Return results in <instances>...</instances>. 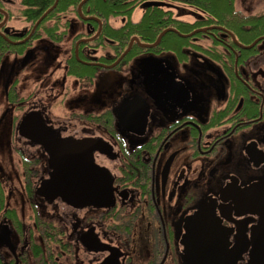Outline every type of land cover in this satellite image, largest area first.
<instances>
[{"label": "flooded vegetation", "instance_id": "af4514ba", "mask_svg": "<svg viewBox=\"0 0 264 264\" xmlns=\"http://www.w3.org/2000/svg\"><path fill=\"white\" fill-rule=\"evenodd\" d=\"M27 1L0 0V264L247 263L260 218L239 201L247 193L252 209L264 183V34L146 0L196 33L164 50L124 45L129 19L85 10L91 0L65 11L56 0L37 26ZM28 114L57 141L93 143L110 180L98 199L40 194L53 168L45 140L21 133ZM197 216L204 261L187 252ZM224 236L227 252L208 262L201 242Z\"/></svg>", "mask_w": 264, "mask_h": 264}, {"label": "water", "instance_id": "95a60500", "mask_svg": "<svg viewBox=\"0 0 264 264\" xmlns=\"http://www.w3.org/2000/svg\"><path fill=\"white\" fill-rule=\"evenodd\" d=\"M86 1L87 0L80 4V9L86 3ZM56 5L57 2L49 11L53 10ZM161 5H165V3L147 2L146 4L142 5V7L147 8ZM46 15L47 13L38 21L36 26L46 17ZM201 31L204 32L206 30H199L197 32ZM169 32H176L181 37H190L196 33L194 32L186 36L177 30L166 29L159 35L154 44H142V46L147 48L157 46ZM133 41L134 40L131 41L130 47L126 53L129 52ZM255 43L252 45H255ZM20 129L23 136L32 138L36 140L37 143H42L41 141L44 140V142H46V150L48 151L51 159L53 172L50 179L46 180L42 184L39 190L40 194L42 193L45 195L46 192V195H50L53 198L61 197L68 203H78V201L89 202L90 199H98L99 195L101 194L100 189L102 186H106L107 183H110L107 171L98 167L92 161V152L95 151V149H89L93 145V143H90V141L82 140L70 143L57 141L58 139L55 137L44 134L39 128L38 121L30 114L23 118ZM23 131H27L28 133H24ZM32 134L34 136H32ZM87 154L88 159H86ZM252 192L254 193L250 195L259 201L258 203H255L252 209L247 206V193L244 200L239 201V204H242L240 206L244 207V211L256 213L260 218L258 225L253 229L252 232V248L250 251L249 260L245 264H264V183L255 185ZM239 215H241V213ZM194 222L195 224L192 227V230L189 233V239L186 242L189 245L187 252L190 255L195 254L192 259L198 261L201 259L204 261L203 257L196 256V253H198L200 250L199 246H201L198 239V235H201L199 233V229L200 227L203 228V225L200 224L201 220L199 216L196 217V221ZM208 224L211 225L210 223ZM212 227H214V231L216 229V233L221 234V231H219L220 228L217 226ZM213 232L210 233L208 231V234L211 235ZM222 239L223 240H211L210 238H205V241L201 242V244L205 243L206 250L208 252L212 251L208 256H206V260L208 262H216L227 252L229 243L227 242L225 236Z\"/></svg>", "mask_w": 264, "mask_h": 264}, {"label": "trees", "instance_id": "16d2710c", "mask_svg": "<svg viewBox=\"0 0 264 264\" xmlns=\"http://www.w3.org/2000/svg\"><path fill=\"white\" fill-rule=\"evenodd\" d=\"M56 0H28V16L29 21L37 22L45 14V12L54 5ZM82 0H60L56 11H65L69 7L77 8ZM146 0H108L106 2H98L91 0L86 5L84 9H90L95 11H105L107 16L109 15H124L130 16L133 14L134 10ZM165 1V0H164ZM173 2H179L190 5L204 14L210 17L209 23H217L228 28H232L238 31L241 35L246 26L250 27L251 33L254 34L252 40L261 34H264V14L259 16H245L240 11L236 10L235 4L236 0H169ZM162 6H151L144 14L140 22L134 23L130 19L123 29L125 33L124 45H127L132 36H138L140 40L144 43L156 42L159 35L166 29L172 27L176 28L181 34L187 33L195 25L187 24L181 22L180 20L173 19ZM44 14V15H43ZM40 18V19H39ZM112 36L118 34L117 31L110 30ZM186 39L178 36L176 33H167V35L162 39L161 47L168 49L171 42L176 44L184 43ZM0 179V212L4 208L6 202V195L1 186ZM35 251L37 254L40 253L39 248L36 247Z\"/></svg>", "mask_w": 264, "mask_h": 264}, {"label": "rangeland", "instance_id": "374dc122", "mask_svg": "<svg viewBox=\"0 0 264 264\" xmlns=\"http://www.w3.org/2000/svg\"><path fill=\"white\" fill-rule=\"evenodd\" d=\"M147 2H144L142 5L146 4ZM173 4H175L174 6V13L176 15V17L178 16V18H180L181 20H190L192 21L193 17H190L192 15V13L195 12V14L201 15L203 16L204 14L200 11H198L195 8H192L186 4H182L179 2H174ZM236 10L240 11L242 14H246V15H254V16H258L260 14L264 13V0H236V4H235ZM143 10H145L142 6L137 7L133 14L130 16V18L128 16H124L126 19H132L134 22H139L141 21V19L143 18ZM15 12H17L16 9H14ZM19 25H24V24H19ZM169 29H173L176 30L174 28H169ZM170 33V32H169ZM167 35V34H166ZM71 41H67V43ZM68 43V44H70ZM32 86V85H31ZM30 86V88H31ZM28 89V87L26 86L25 91ZM2 89H0V100L2 98ZM23 95H26V93H23ZM1 117V114H0ZM4 123H6L4 121ZM5 126V124H4ZM4 128V127H3ZM2 130V127H0V132ZM0 146H1V140H0ZM1 150H3L2 148H0ZM6 159V157H5ZM8 166H10V162H8ZM16 170H20V164L18 163V166L16 164V167H14ZM7 171H11L9 168L7 169ZM22 176V175H21ZM6 194L8 195V188H6Z\"/></svg>", "mask_w": 264, "mask_h": 264}]
</instances>
